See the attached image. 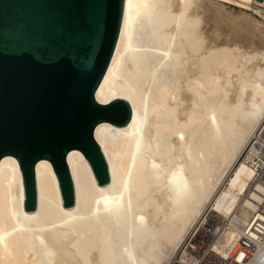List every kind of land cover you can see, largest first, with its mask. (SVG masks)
<instances>
[{
  "label": "bare ground",
  "instance_id": "obj_1",
  "mask_svg": "<svg viewBox=\"0 0 264 264\" xmlns=\"http://www.w3.org/2000/svg\"><path fill=\"white\" fill-rule=\"evenodd\" d=\"M249 1L125 0L116 49L96 90L102 104L120 98L132 107L126 125L102 121L95 129L110 181L99 185L84 154L69 151L76 202L65 208L54 167L41 159L37 208L27 212L19 161L4 156L0 264H173L187 259L186 252L179 257L182 243L206 208L232 224L249 216L255 204L246 195V160L243 174L220 190L261 126L253 148L264 146V47L237 39L264 29L248 13ZM205 3L215 20L211 35L227 27L237 40L204 50ZM228 3L243 10L226 13Z\"/></svg>",
  "mask_w": 264,
  "mask_h": 264
},
{
  "label": "water",
  "instance_id": "obj_2",
  "mask_svg": "<svg viewBox=\"0 0 264 264\" xmlns=\"http://www.w3.org/2000/svg\"><path fill=\"white\" fill-rule=\"evenodd\" d=\"M89 0H0V160L15 156L23 172L25 210L38 204L36 164L51 161L65 208L76 202L68 152L79 149L97 183L110 181L95 137L102 121L126 125L124 99L96 98L114 55L125 0H103L99 31L90 27Z\"/></svg>",
  "mask_w": 264,
  "mask_h": 264
},
{
  "label": "built area",
  "instance_id": "obj_3",
  "mask_svg": "<svg viewBox=\"0 0 264 264\" xmlns=\"http://www.w3.org/2000/svg\"><path fill=\"white\" fill-rule=\"evenodd\" d=\"M246 7L264 20V0H250ZM257 141L243 158L252 168L246 195L255 206L249 216L241 224H232L218 213L204 215L182 243L179 257L186 252L187 259L173 264H264V146L253 148Z\"/></svg>",
  "mask_w": 264,
  "mask_h": 264
},
{
  "label": "rangeland",
  "instance_id": "obj_4",
  "mask_svg": "<svg viewBox=\"0 0 264 264\" xmlns=\"http://www.w3.org/2000/svg\"><path fill=\"white\" fill-rule=\"evenodd\" d=\"M207 6H210L208 3H205V4H203V7H201L200 9H199V11H203V9H204V11L201 13L200 12V14L202 15V17H203V22H202V25H201V32H202V34H203V36L205 37V41H204V50L205 51H207V50H209L210 48H217V47H220L221 45H222V43L223 42H225V40H231V42L230 43H232V42H234L235 40H243L242 42H241V44L242 45H244L245 47H249L251 44L253 45L254 44V46L255 47H259V49L260 50H262L263 49V47H264V34H262V33H264V29L263 30H257V31H254L253 33H249V35H248V33L247 32H243V33H240V36L237 38V39H235L234 37H232V35H231V33H230V30H229V28H227V27H224V28H222L221 30H220V37H218V38H216L215 36H213L214 35V32H213V34L211 35V32L213 31V26H214V24H215V22H213V21H215V20H212V19H214V16H213V14H212V12L211 11H209L208 9H207ZM232 8V9H231ZM243 9H241L239 6H237L236 4H227V12L226 13H228V12H230V11H235L236 13H239V11H242ZM248 12V11H247ZM248 13H251L250 11L248 12ZM260 32V33H259ZM222 34V35H221ZM226 34H228V35H230V38L228 37V35H226ZM251 34V35H250ZM247 37V39H245V38ZM252 37V38H251ZM249 38V39H248ZM251 38V39H250ZM227 40V41H228ZM245 40V41H244ZM253 40V41H252ZM245 42V44H243ZM251 42V43H250ZM248 44V45H247ZM247 45V46H246ZM263 45V46H262ZM263 123H264V120H263ZM262 127V126H261ZM261 127L260 128H257L256 130H255V133L257 134V135H259L260 134V129H261ZM254 133V134H255ZM252 135V137L249 139V141H248V143L246 144V146L244 147V149H243V151L241 152V154L239 155V157H238V159H237V161L234 163V165H233V167H232V169L230 170V172H229V174H228V176L227 177H225V180H224V183L221 185V187H220V190L222 191L223 190V188L225 187V185H226V182L225 181H227V182H230L232 179H234L239 173H242L243 174V171H245V169L242 167V164L244 163V162H240V160L242 161L243 160V158H244V156H245V153H246V149L247 148H250V146L254 143V141L257 139L256 138V134L255 135ZM241 156V157H240ZM222 188V189H221ZM212 213H211V210L209 209V207L208 208H206L205 209V211H203V215H211ZM202 215V216H203Z\"/></svg>",
  "mask_w": 264,
  "mask_h": 264
},
{
  "label": "snow or ice",
  "instance_id": "obj_5",
  "mask_svg": "<svg viewBox=\"0 0 264 264\" xmlns=\"http://www.w3.org/2000/svg\"><path fill=\"white\" fill-rule=\"evenodd\" d=\"M88 7V20L90 27L99 31L103 24L105 16V5L103 0H89Z\"/></svg>",
  "mask_w": 264,
  "mask_h": 264
}]
</instances>
